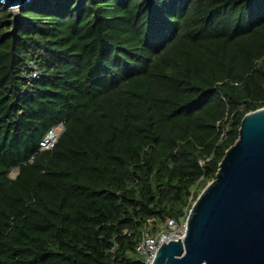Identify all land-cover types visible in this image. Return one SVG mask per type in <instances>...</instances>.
Masks as SVG:
<instances>
[{
  "label": "trees",
  "instance_id": "16d2710c",
  "mask_svg": "<svg viewBox=\"0 0 264 264\" xmlns=\"http://www.w3.org/2000/svg\"><path fill=\"white\" fill-rule=\"evenodd\" d=\"M262 108L264 0L0 5V264H143Z\"/></svg>",
  "mask_w": 264,
  "mask_h": 264
},
{
  "label": "water",
  "instance_id": "95a60500",
  "mask_svg": "<svg viewBox=\"0 0 264 264\" xmlns=\"http://www.w3.org/2000/svg\"><path fill=\"white\" fill-rule=\"evenodd\" d=\"M30 1L0 5L18 10ZM185 224L182 239L162 244L153 264H264V108L242 118Z\"/></svg>",
  "mask_w": 264,
  "mask_h": 264
},
{
  "label": "built area",
  "instance_id": "2783aa9c",
  "mask_svg": "<svg viewBox=\"0 0 264 264\" xmlns=\"http://www.w3.org/2000/svg\"><path fill=\"white\" fill-rule=\"evenodd\" d=\"M59 130H62L61 125L47 132L39 142L41 150H48L53 147L58 138ZM163 228L165 231L158 236L151 235L148 232L143 233L140 243L135 248V251L143 258V264H153L157 251L162 244L169 240L182 239L186 224L185 222L178 224L173 220L167 219Z\"/></svg>",
  "mask_w": 264,
  "mask_h": 264
},
{
  "label": "rangeland",
  "instance_id": "374dc122",
  "mask_svg": "<svg viewBox=\"0 0 264 264\" xmlns=\"http://www.w3.org/2000/svg\"><path fill=\"white\" fill-rule=\"evenodd\" d=\"M161 231H165V229L164 228H162V230Z\"/></svg>",
  "mask_w": 264,
  "mask_h": 264
}]
</instances>
